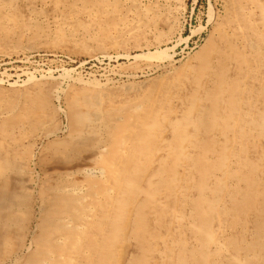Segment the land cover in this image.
<instances>
[{
  "label": "rangeland",
  "instance_id": "obj_1",
  "mask_svg": "<svg viewBox=\"0 0 264 264\" xmlns=\"http://www.w3.org/2000/svg\"><path fill=\"white\" fill-rule=\"evenodd\" d=\"M0 264H264V0H0Z\"/></svg>",
  "mask_w": 264,
  "mask_h": 264
},
{
  "label": "bare ground",
  "instance_id": "obj_2",
  "mask_svg": "<svg viewBox=\"0 0 264 264\" xmlns=\"http://www.w3.org/2000/svg\"><path fill=\"white\" fill-rule=\"evenodd\" d=\"M160 50V49H159ZM147 51V50H146ZM161 51V50H160ZM163 51V50H162ZM159 52V51H158ZM154 53H155V50H154ZM153 53V54H154ZM160 53V52H159ZM149 54H151V53H149V52H144V53H140V55H137L138 57H149ZM159 55V54H158ZM138 59V58H137ZM149 59H151L150 57H149ZM140 60V59H139ZM146 61V60H145ZM94 170V169H93ZM96 170H99V169H96ZM102 172V171H101ZM99 174H100V172H99Z\"/></svg>",
  "mask_w": 264,
  "mask_h": 264
}]
</instances>
